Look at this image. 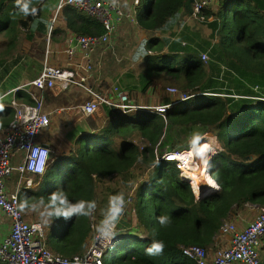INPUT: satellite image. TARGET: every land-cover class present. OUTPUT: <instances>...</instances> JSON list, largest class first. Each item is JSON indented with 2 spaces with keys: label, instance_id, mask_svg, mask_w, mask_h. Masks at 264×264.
Here are the masks:
<instances>
[{
  "label": "trees",
  "instance_id": "16d2710c",
  "mask_svg": "<svg viewBox=\"0 0 264 264\" xmlns=\"http://www.w3.org/2000/svg\"><path fill=\"white\" fill-rule=\"evenodd\" d=\"M185 1L139 0L137 23L154 34L134 57L141 56L146 66L139 77L142 92L153 79H162L190 97L167 109L165 119L150 110L110 115L98 134L78 136L74 151L62 162L56 158L35 187L18 192L21 208H46L45 244L54 254L82 253L93 229L127 196L119 239L103 264H194L183 246L206 249L232 212L246 204L264 207V0H219L205 7L192 18L208 29L206 37L188 26L174 34L181 13L189 15ZM63 17L76 35L104 31L99 21L70 5ZM16 96L30 100L21 91ZM3 111L7 117L1 121L7 123L13 112ZM207 132L220 144L211 161L215 181L203 170L194 173L200 189L205 185L209 191L215 182L219 189L201 197L194 186L197 199L175 164L156 156L190 148L195 136ZM188 135L192 139L186 142ZM204 145L208 151V142ZM55 176L60 183L50 185ZM122 227L128 231L121 234ZM129 243L135 246L126 249ZM156 244L162 249L156 251Z\"/></svg>",
  "mask_w": 264,
  "mask_h": 264
},
{
  "label": "built area",
  "instance_id": "2783aa9c",
  "mask_svg": "<svg viewBox=\"0 0 264 264\" xmlns=\"http://www.w3.org/2000/svg\"><path fill=\"white\" fill-rule=\"evenodd\" d=\"M59 0L57 9L70 5L96 19L104 31L100 35H77L76 45L67 46L64 50L66 65L64 67L50 65L44 62L39 74L30 81L12 88L8 94V104L13 110L11 120L2 127L0 124V210L9 221V230L0 240V261L6 264H103V256L119 239L118 223L122 217L124 205L130 201H116L109 215L102 224L94 228L89 242L82 253L71 257H61L51 252L45 244V230L41 222L26 220L23 209L18 204V192L27 185H22L25 174L42 175L51 162L52 150L44 146L40 140L46 128L50 125V114L44 109V93L55 91L66 93L73 87H79L88 92L90 99H84L75 107L77 114L88 117L97 107L105 105L110 109V115L150 110L165 119V112L171 104L146 106L136 103L129 93L118 84H112L108 93H99L93 86L94 68L97 64L96 54L112 51L111 35L117 25L124 19L136 21V8L139 0ZM219 0H193L189 15L195 17L205 7L218 3ZM23 2V0H19ZM35 12V11H34ZM78 52V53H77ZM206 61L208 56L201 53ZM37 90L36 93L34 90ZM24 92L29 102L17 98L18 92ZM166 92L177 96L178 101L190 97L188 93L180 92L174 86H167ZM201 139L189 149H167L156 160H167L175 164L181 178L194 185L188 172V164L200 165L197 153L200 152ZM206 141V140H204ZM210 164L216 154L214 143L207 138ZM197 144V145H196ZM21 156L16 159L15 153ZM15 174V185L7 184L8 178ZM219 186H217L218 188ZM94 208L89 210L92 220ZM218 232L229 235V245L208 256L206 249L196 245L182 247V252L194 261V264H260L257 248L264 238V207L258 214L238 229L234 222L224 221Z\"/></svg>",
  "mask_w": 264,
  "mask_h": 264
},
{
  "label": "crops",
  "instance_id": "0c3cea01",
  "mask_svg": "<svg viewBox=\"0 0 264 264\" xmlns=\"http://www.w3.org/2000/svg\"><path fill=\"white\" fill-rule=\"evenodd\" d=\"M58 2L59 0H23V2H19V0H16L15 2H10V0H0V124L2 127H5L12 118L11 117L7 123L1 121V119L5 120L7 117V113H4L3 111L4 109H10L13 112L6 100L8 92L12 88L36 77L44 62H47L50 65L64 67L66 65V56L64 54L65 48L67 46L76 45L77 35L66 27V22L63 17V11L68 5L63 6L61 9H57ZM124 4L127 5L128 1L124 0ZM216 4L211 6L215 7ZM11 26L16 27L18 33L15 32V35L13 33L10 34L9 30ZM185 26H188L193 31L200 32L202 37H206L208 34L204 32V26L196 19L192 18V16L188 15L186 10L181 13L173 30L174 34H178ZM131 31L137 32L139 35L138 38L141 37V40L135 48L125 51L122 48L124 38L126 33H130ZM19 32L20 35H18ZM153 34L154 33L141 28L137 23V18L136 21L127 18L122 20L110 37L113 46L112 51L108 50L96 54L97 64L94 68V88L99 93H108L107 90L109 87L116 83L121 89L126 90L136 103L146 106L171 104L170 107H172L185 100L178 101L177 96L166 92L167 86L175 85L162 79H153V82L148 86L147 90L144 92L140 90L143 83L140 81L139 77L146 66L145 63L144 67L142 66V62L144 61L143 58L141 56L136 58L134 57V54L141 42ZM173 38L174 36L170 39L173 40ZM182 44H185V42ZM150 76L155 77L154 75ZM22 79H24V81H20ZM34 91L38 93L37 90ZM60 97H64L66 100L61 102ZM90 97L91 95L88 92L76 86L71 87L66 93H56L55 91H47L44 93V109L50 114L51 122L43 135L40 136V140L44 141L43 143H46L52 152H54V149L50 146L49 141L54 147V140L59 139L60 136L63 135L59 133L60 131L57 126L56 118L58 114L63 113L61 117L64 118L63 121L65 126H69V129L71 128L69 131L72 135V143H74L77 137L83 133L98 134L105 121L111 117L110 109L105 105H100L96 109H103L101 110L103 118H100L98 123V119L94 120V122L91 121L96 112L88 117L77 114L75 109L76 105L84 99H90ZM20 99L25 101L24 98ZM166 99H169L170 101L166 103ZM70 122L71 125L69 124ZM99 123H103V125L100 126ZM86 129L90 130L86 131ZM207 133H203L198 137H202ZM203 138L205 137H202L201 139ZM135 141L137 142L138 138H135ZM195 143L196 142L194 141V144ZM194 144H192L191 147H193ZM73 149L74 148L72 147L70 153L73 152ZM57 153L61 154L59 157H56L60 162L70 154L63 152L61 149L57 150L56 154ZM20 156V153H15L16 159ZM56 158L51 157V162L45 172L48 171L50 164ZM188 170L191 173H194L189 168ZM42 175L36 176H39L40 179ZM16 178L15 174L8 178L7 184L10 188L15 185ZM24 179L25 178H23L22 182L23 186L25 183ZM26 187L33 186L27 185ZM218 189L219 187L214 191ZM194 195L197 199L199 198L195 193ZM261 208V206L256 204H246L241 209L232 212V214L224 221L234 222L238 229H242L247 221L253 219L258 214ZM8 230L9 221L0 210V240ZM89 239L90 238L87 239L86 245L88 244ZM228 245L229 235H223L218 232L213 238L212 245L206 248L207 255H215V252L228 247ZM257 251L260 258V264H264V238L261 240ZM235 264L244 263L237 262Z\"/></svg>",
  "mask_w": 264,
  "mask_h": 264
},
{
  "label": "rangeland",
  "instance_id": "374dc122",
  "mask_svg": "<svg viewBox=\"0 0 264 264\" xmlns=\"http://www.w3.org/2000/svg\"><path fill=\"white\" fill-rule=\"evenodd\" d=\"M200 27H201V25H200ZM9 32H10V34L11 33H13L14 35H15V32L16 33H18L17 32V28L16 27H10V30H9ZM129 32V31H128ZM126 33V36H125V38H124V44H123V50H125V51H127V50H131L132 48H135L138 44H139V42H140V40H141V37L140 38H138V34H137V32H134V31H131L130 33ZM138 32H139V29H138ZM204 32L207 34L208 33V29L204 26ZM18 35H20V32H19V34ZM142 66L144 67V61L142 62ZM22 76V75H21ZM20 81H24V79H22V80H20ZM174 87H176V86H174ZM178 88V87H177ZM179 89V88H178ZM181 90V89H180ZM60 96H63V95H60ZM9 99H10V95L8 94V97L6 98V100L7 101H9ZM64 100H66V98H64V97H60V101L61 102H64ZM59 104V103H58ZM101 110H103V109H99V110H96L95 112V116H94V118L93 119H91V121H93L94 122V120H97V123H98V121H99V119L101 118H103V113L101 112ZM62 114L63 113H60V114H55V115H57V126H58V128H59V133H61V134H63L62 136H60V138L59 139H56V140H54V142H55V146L53 147V145H52V143L49 141V139H48V141H49V144H50V146L54 149V152H52L51 154H50V158L51 157H59L61 154L60 153H57L56 154V152H57V150H59V149H61L63 152H65V153H70V151H72V147L73 148H75V143H72V141H73V139H72V135H71V132L69 131L70 129H69V126L68 127H66L65 126V124H64V118H62L61 116H62ZM89 118H92V117H89ZM70 125H71V122L69 123ZM68 124V125H69ZM100 124V126H102L103 125V123H99ZM90 129H86V131H89ZM72 134L74 135V133L72 132ZM202 137H205V138H203V141L204 140H207V138H209L210 140H212V142L214 143V141L216 140V143H217V146H219L220 144H219V142H218V139H217V137H216V134H214V133H212V132H209V133H207V134H204ZM201 136L200 137H194V141L195 142H197V141H199L201 138H202ZM191 139L192 138H190V136H187L186 137V139H185V141L186 142H189V141H191ZM75 140V139H74ZM194 141L192 142V144H194ZM202 141V142H203ZM183 143V142H182ZM74 144V145H73ZM202 144V143H201ZM57 147H58V149H57ZM73 151H74V149H73ZM204 151H207V147L204 145V146H201V149H200V154L201 153H203ZM61 152V151H60ZM193 168V170H196V168L195 167H192ZM197 171H201V168L199 169V170H197ZM204 173V172H203ZM205 175H207V173H204ZM208 177H209V175H207ZM199 177V176H198ZM24 182H25V185H28V186H35V185H37L38 184V181H39V176H36V175H33V174H25L24 175ZM200 178V177H199ZM210 178H211V176H210ZM212 180V179H211ZM60 181H61V178H59L58 176H55V177H53V178H51L50 180H49V184L50 185H52V184H57V183H60ZM213 181V180H212ZM202 182H203V180H202ZM214 182V181H213ZM193 183V185L197 188V189H195V190H197L198 192L200 191V179H199V183H194V182H192ZM198 187H197V186ZM23 213H24V216H25V218H26V220L27 221H29V222H33V221H39V222H41L42 223V225L43 226H45V228H47V225H48V223H49V220H48V216H47V211H46V208L45 207H42V206H39V205H32V207L31 208H28V209H23ZM95 214H93V216H94ZM126 219H128V218H126ZM94 226L96 227V224L94 223ZM126 231H128L127 230V228L126 227H122L121 228V230H120V233L122 234L123 232H126ZM119 236V235H118ZM132 246H135V243L133 244V243H129L128 245H127V248L126 249H128V248H131ZM115 249H117V248H115ZM113 250V249H112ZM116 251V250H115ZM114 250L112 251V252H110L109 254H108V256H109V259H111L112 260V255H113V253L115 252ZM110 264H111V262H110Z\"/></svg>",
  "mask_w": 264,
  "mask_h": 264
},
{
  "label": "bare ground",
  "instance_id": "6f19581e",
  "mask_svg": "<svg viewBox=\"0 0 264 264\" xmlns=\"http://www.w3.org/2000/svg\"><path fill=\"white\" fill-rule=\"evenodd\" d=\"M204 142V141H203ZM203 142H201V143H203ZM208 142V141H207ZM201 149V148H200ZM207 153H208V151H207ZM197 157H198V159H199V161H200V165L199 166H195L194 164H188V166L191 168V170H192V172H196L197 170H199L200 168H201V170H203L204 171V173H207V175H209L208 174V172H207V168H208V166H209V164H210V158L205 154V152H203V153H201V154H199V153H197ZM192 167H195L196 168V170H193V168ZM188 172H189V174H190V179H192V181L194 182V183H199V177H198V175H196V174H194V173H191L189 170H188ZM209 177H210V175H209ZM212 178V177H211ZM213 179V178H212ZM214 180V179H213ZM197 186V185H196ZM217 184H216V182L214 183V185L213 186H211L210 187V189H209V191H208V188H207V192H212V191H214L215 189H217ZM198 187V186H197ZM201 192V195L200 196H202L203 195V191H200ZM200 196H198V197H200Z\"/></svg>",
  "mask_w": 264,
  "mask_h": 264
},
{
  "label": "water",
  "instance_id": "95a60500",
  "mask_svg": "<svg viewBox=\"0 0 264 264\" xmlns=\"http://www.w3.org/2000/svg\"><path fill=\"white\" fill-rule=\"evenodd\" d=\"M193 2V0H186L185 1V4H184V7L188 10V11H190V6H191V3ZM75 42V41H74ZM43 145L44 146H48L46 143H43ZM212 160V159H211ZM211 172L209 171L208 172V174H210ZM203 187H204V189L202 188V189H200L201 191H203V195L201 196V197H204V196H206V195H209V194H211L212 192H207L206 190H207V188H206V186L205 185H203ZM201 197H199V198H201Z\"/></svg>",
  "mask_w": 264,
  "mask_h": 264
},
{
  "label": "clouds",
  "instance_id": "9594fccd",
  "mask_svg": "<svg viewBox=\"0 0 264 264\" xmlns=\"http://www.w3.org/2000/svg\"><path fill=\"white\" fill-rule=\"evenodd\" d=\"M197 142H199V141H197ZM212 161V160H211ZM211 174V173H210ZM209 174V175H210ZM211 176V175H210ZM217 184V183H216ZM162 247H163V245L162 244H156V245H154V249L156 250V251H159V250H161L162 249ZM153 251V249H149V252H152Z\"/></svg>",
  "mask_w": 264,
  "mask_h": 264
}]
</instances>
